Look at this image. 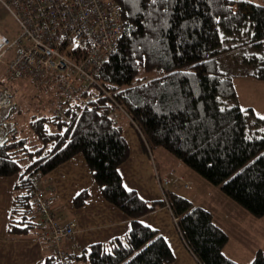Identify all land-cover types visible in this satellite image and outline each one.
<instances>
[{
  "label": "trees",
  "instance_id": "obj_1",
  "mask_svg": "<svg viewBox=\"0 0 264 264\" xmlns=\"http://www.w3.org/2000/svg\"><path fill=\"white\" fill-rule=\"evenodd\" d=\"M115 2L123 32L95 76L98 84L89 92L95 99L64 100L53 114L33 116L25 135L16 128L15 111L2 118L15 127L1 123L8 141L0 143V176L18 177L8 232L23 235L39 227L30 203L32 177L43 178L82 154L104 198L133 220L123 237L91 244L85 254L89 264H169L175 258L165 239L138 221L166 202L143 200L124 187L118 168L129 149L113 113L119 108L130 117L148 149H165L254 218L264 217V115L239 107L233 75L219 64L226 50L247 47L241 59L251 67L240 74L264 81V5L250 0ZM9 85L4 75L0 92ZM87 197L81 191L74 206ZM167 202L198 264H238L223 254L228 235L210 212L178 193L171 192ZM255 254L248 264H264V251ZM44 263L55 264L50 255Z\"/></svg>",
  "mask_w": 264,
  "mask_h": 264
},
{
  "label": "crops",
  "instance_id": "obj_2",
  "mask_svg": "<svg viewBox=\"0 0 264 264\" xmlns=\"http://www.w3.org/2000/svg\"><path fill=\"white\" fill-rule=\"evenodd\" d=\"M250 1L254 2V0ZM232 75L239 107H247L255 115H261L264 111V81H256L250 76ZM239 86L242 88V94ZM53 102L56 104L55 100ZM54 107L53 112L58 109L57 104ZM113 116L117 125L122 128L129 149L128 158L118 168L121 181L127 190H134L143 200L150 202L161 200L162 193L156 181V173L163 175L168 171H174L192 185L195 183L194 186L197 184V187L202 186L206 189L199 202H195L194 197L200 192L181 195L192 201L194 205L202 206L210 212L214 222L227 233L228 241L224 246L223 254L238 264H248L258 250L264 251V217L254 218L218 189L208 188L203 180L179 160L174 161L167 157L168 160L159 163L155 157L157 148L148 149L145 146L143 137L130 117L119 108L115 110ZM17 179V176H0V264H45L46 256L49 254L42 250L38 240L39 227L34 231L28 229L23 235L8 232ZM43 183L54 188L55 217L73 221L76 225V237L81 246L77 259L79 264H87L85 262L89 264L85 254L88 253L91 244L106 243L115 237H123L132 228V218L104 198L82 154H76L54 168L43 177ZM191 189L193 188L187 190L179 188L174 193L188 192ZM81 191H87L88 197L80 207L76 208L73 200ZM138 221L150 226L155 233L165 239L175 258L169 264H198L196 257L189 251L177 231L167 206H157L155 210L139 217Z\"/></svg>",
  "mask_w": 264,
  "mask_h": 264
},
{
  "label": "built area",
  "instance_id": "obj_3",
  "mask_svg": "<svg viewBox=\"0 0 264 264\" xmlns=\"http://www.w3.org/2000/svg\"><path fill=\"white\" fill-rule=\"evenodd\" d=\"M0 5L16 24L13 37L0 32V65L7 79L29 78L43 88L56 84L58 108L67 99L79 97L82 104L94 100L89 92L98 84L95 76L123 32L115 0H0ZM156 181L167 207L171 190L193 187L174 171L156 173ZM32 183L30 203L42 250L55 264H79L75 223L55 217L53 187L38 175Z\"/></svg>",
  "mask_w": 264,
  "mask_h": 264
},
{
  "label": "rangeland",
  "instance_id": "obj_4",
  "mask_svg": "<svg viewBox=\"0 0 264 264\" xmlns=\"http://www.w3.org/2000/svg\"><path fill=\"white\" fill-rule=\"evenodd\" d=\"M254 3L264 5L263 0H254ZM8 13L9 11L4 9V7L0 5V32H5L9 37H13L16 33V24ZM232 43L233 42H230L229 44ZM249 50L250 49L247 47L244 49L237 47V49L226 50V52L221 55L222 57L219 58L220 66L224 69H228L231 74L242 75L240 73L249 71L251 67L242 62L241 59L242 54L248 53ZM0 68H2V72L5 73V66L1 67L0 65ZM138 77H141V74H139ZM1 78H4V75L0 73V79ZM9 83V90L4 93L0 92V143H2V145L8 141V134L7 132H5L1 123H4L5 125H10L11 129H14V123H17L16 128L19 131V135H25L26 127L28 126V123L32 119V117L34 116L35 118H38L42 115L49 116L53 114L52 109L55 108L54 106L56 105L53 100H57V98H55L54 96V92L57 87L56 84H52L50 87L43 88L41 86H37L29 78L17 79V81H9ZM238 88L242 94V88L240 86ZM243 108L247 109V107ZM11 111H15V122H9V120L3 121L2 118L6 117L7 114H9ZM114 115H116V113ZM262 115H264V111H262L259 117H261ZM155 147L158 150L155 151V157L157 158L159 163H162L165 159L168 160L167 157L173 159L174 161L178 160L177 158H174L170 153H168L165 149L158 146ZM24 163H26V161H24ZM196 176L203 180V182H205L204 184H206L208 188L214 187L211 184L209 185L199 175ZM194 185L195 183H193V189L188 190V192L179 191L178 194L200 192L197 197H194V201L199 202V200L202 199L204 196L203 192L206 193V189L202 186L197 187V184L196 186ZM171 191L174 193V191L176 190ZM218 191L222 193L219 189ZM34 220L37 222L36 218H34ZM34 229H36V226L30 228L31 231H34ZM85 263L88 264V262Z\"/></svg>",
  "mask_w": 264,
  "mask_h": 264
}]
</instances>
